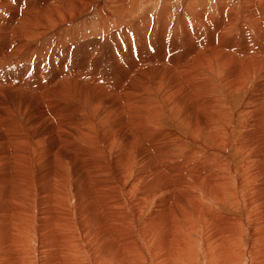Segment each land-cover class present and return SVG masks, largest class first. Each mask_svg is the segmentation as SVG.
I'll use <instances>...</instances> for the list:
<instances>
[{
  "label": "rangeland",
  "instance_id": "374dc122",
  "mask_svg": "<svg viewBox=\"0 0 264 264\" xmlns=\"http://www.w3.org/2000/svg\"><path fill=\"white\" fill-rule=\"evenodd\" d=\"M127 1L132 6L122 11L110 3L102 13L98 3L88 10L80 7L76 18L58 26L46 21L45 30H35L41 37L29 42L24 53L4 57L1 54L11 48L0 52V78L5 77L0 79V88H5L0 92V264H264V146L263 157L256 160L254 156L255 161V127L247 126V113L242 111L250 96L256 104L264 99L262 91L255 94L263 77H258L259 72L245 80L232 77L230 64L216 61L218 54L210 47L201 55L188 51L195 40L201 43L212 34L210 26L223 15L232 20L219 42L247 45L245 36L251 39L257 31L255 17L264 19V0ZM29 2L40 6L37 0ZM44 9L36 16L47 17L50 10ZM167 23L176 38L168 33ZM139 25L146 26V32ZM187 28L194 31V40L186 37ZM8 34L0 26V42ZM156 35L167 39L166 46ZM141 43L149 55L160 52V57L178 60L185 53L187 61L196 63L202 73L194 81L206 86L201 97L185 98L190 91L174 84L179 75L160 79L157 74L164 68L147 66L152 93L136 96L141 102L161 95L166 99L161 97L163 101L152 105L159 111L156 125L147 121L144 128L147 133L152 131L149 136L154 139L156 131L163 130L160 142L171 153L150 151L146 161L171 157L167 162L179 165L162 182L151 177L147 163L135 162L125 145L126 137L116 136L112 147L106 145L114 135L118 115H106L105 108L114 101V83L134 85L127 75L132 59H139ZM95 44L102 56L110 58L108 67L94 58L100 57ZM262 58L253 57L254 68L260 62L259 70L264 69ZM116 69L119 74L112 79ZM25 79L30 80L28 84ZM61 81L60 89L47 94L52 99L46 104L55 111L61 109L64 116L46 117L39 113L48 110L44 97L34 96ZM141 112L135 113L145 118ZM91 117L97 126L93 123L88 132L85 128ZM63 120L75 126L57 132ZM105 155H110L108 162ZM97 164L108 169L97 173L100 177L90 174ZM107 174L114 178L101 188L98 178Z\"/></svg>",
  "mask_w": 264,
  "mask_h": 264
},
{
  "label": "bare ground",
  "instance_id": "6f19581e",
  "mask_svg": "<svg viewBox=\"0 0 264 264\" xmlns=\"http://www.w3.org/2000/svg\"><path fill=\"white\" fill-rule=\"evenodd\" d=\"M120 1H123L124 7L122 6V3ZM37 2H38V4L40 6L35 5V4H31L29 2V0H20V1H16V0H0V26H2V28H4V29H8L9 30V34L7 35V37L2 38V40L0 42L1 43L0 45H2V46H0L1 47V51L0 52H3L4 50L8 51L11 48L8 52H6L4 54H1V55H3V56L5 55L6 56V55H10V54H12L14 52H15V54L24 53L25 51H27L30 48L29 47V42L35 41L36 39H38L37 37H41V34H39V33L38 34H34V31L35 30H37V29L45 30V23H46V21L51 22V24L54 25V26H58L60 23H66V20L68 18H71V17H73V19L76 18L77 17L76 15H78L80 13V11H81L80 10V7H83L85 10H88V9L94 7V4H95V6H97L96 4L98 3V11H99V13H102V12L105 11V8H106L107 4H109V3L110 4H114L121 11L124 10V9L128 10L132 6V4H129L128 3L129 1H127V0H115V1L114 0H37ZM44 8H47V9L50 10L49 15L47 17H44L42 15L36 16V12L37 11L40 12V13L45 12V9ZM53 8H56V9L52 11ZM5 9H6L7 12L5 11ZM70 9L74 10V14L70 11ZM254 16H256V15L254 14ZM223 17L224 18H220V19L217 18L218 20L216 21V23L215 24H212L210 26L209 31L212 34L209 35L208 38H203L201 40V43L198 42L197 40H195L191 44V45H194V46H190L189 47V49H188L189 54H191V55H201V53L204 50L208 49L209 47L212 48L213 51H214V53L215 54H218V58L216 59V61H218L220 63H223V62L225 63L226 62L225 63L226 65H227V63H229L230 65H228V66H229L230 70H228V72L232 74V77L235 76L237 79L238 78H242V80L243 79L245 80L250 74L258 73L259 72L261 76H258V77H263V78L260 80V82H259V84H258V86H257V88L255 90V94H257L258 92L262 91V94L261 95L264 96V69L263 70H259L258 67L260 65V62H259V65H258L257 68H254L255 66H253V57H258V58H261V59H263L262 57H264V19L262 17H255L257 19H254V17H253L254 22H255V25H256V29H257L256 33L254 34L255 37L252 36L253 38L250 39V36H249V39H248L247 36H245L246 39L244 41L247 40V43H248L247 45L234 46V45L227 44L225 41H222L221 43L219 42V39H220L221 35L223 34V32L226 31L229 23H231V20H232L231 18L225 17L224 15H223ZM140 19H141V17H140ZM146 19L147 18L145 17V20ZM144 23H146V22L144 21ZM207 24H209V23H207ZM155 25H157V22L155 23ZM167 27H169L168 23L166 24V28ZM137 28H141V29H143L146 32V26H142V27L140 26V27H137ZM153 28H154V26H153ZM159 28H160V25H159ZM169 28H170V31L168 33H170V35H171L172 38H176L174 36V32L172 31V26L169 27ZM183 28L185 30V20H184V26H183ZM154 29H157V28H154ZM207 30H208V28H207ZM187 33L188 34H185V33L184 34L186 35V37L188 39H190V38L192 40L195 39L193 37L194 36V31L192 29L187 28ZM144 36H145V33H144ZM158 38H162L163 39V42L165 43V46H166L167 43L165 41H167V39H164V37H161V36H157L155 39L157 40ZM6 40H7V42H6ZM142 43H141V46H142ZM208 43L210 44L209 46L206 45ZM109 44L110 43H108V45ZM114 45H115V47L117 46L116 44H114ZM95 46H96V49L94 51H95V53L97 55L99 54L100 57H96V55H95L94 58L96 60L97 59H100L102 67H104V68L105 67H108V65H109L108 64V61L110 60L109 56H108L109 59H107L106 56H102L101 55V50H100L101 48H99L97 46V44H95ZM228 50L230 51V53H229ZM144 51H146V50H143V46H142V48H140L139 49V52H138V58L139 59H136V60L134 58L132 59L133 61L131 63L130 69H129L128 64H126V69L127 70L129 69V72H128V75L127 76H128V78H131L133 80L134 85L131 82L130 83L128 82L129 83L128 86H123L121 84L114 83V86H113V89H112V92H111V96L112 95H115V98H114V101L110 104V106L105 108V114L106 115H108V114L109 115L110 114L118 115V121H115V118L114 119L112 118L113 119V123L115 121V124H113V132H114V135L112 136V138L109 141L108 140H105V141L102 140L101 141L103 143L106 142V141H108V143L106 145L110 148L116 142L115 141V137L116 136L126 137V139L124 138L125 145H126L127 149H129L131 156L134 155L132 157H133V159H135V162L136 163H139V164L147 163L146 160H147V156L149 155V152L150 151L160 152V153H163L165 155H169L171 153L170 152V149L168 148V146H162V144L160 142V136L163 135V133H164L163 130L156 131V133H155V139H154L153 137L149 136L150 134H152L151 133L152 131H150L149 133H147L148 132V129L146 128L147 129V131H146V129L144 128V126H146L145 125V122H147V121L152 122L154 125H156L159 111L157 110L158 108L152 109V107H154L156 104L159 103L160 100H162L161 97H164L166 99V97L164 95H161L160 96V99H154L152 97H148V98H146V100L144 102H141L140 101L141 97L138 98L136 96V95H140L141 92L152 93V92H150V89H152L150 87V75H148L149 72H147L146 70H148L149 67H154V66H158V67L164 68V70H162L161 73L157 74V77L160 78V79H171V78H174V76L176 74L179 75L180 79L178 80V82H174V84L177 85L180 89H183V90L187 89V90L190 91V94L189 95H186L185 98L190 99L191 96H193V95H200V97H201V95H203V93L206 90V86L204 87V85L201 82L194 81L195 79L199 78L202 75V73L196 69V66H197L196 63H189L190 61H187V58H185V53H183V58L179 57L178 60H173V59H170V57L169 56H166V55H165V57H160L159 56V53L160 52H158L157 54L155 53L153 55H149V54H145ZM169 51H171V49L166 47V52L167 53H170ZM141 54H142V56H140ZM127 55L131 56L130 54H127ZM156 58L157 59H160V60L156 61L155 60ZM1 59H2V57H1ZM80 59L81 58H79V62H80V64L83 65V63H82V61H80ZM209 60H210V58H209ZM75 61H77V60H75ZM261 62L264 63L263 60ZM70 63H71V65H73L72 62H70ZM90 63H91V61H90ZM254 63H256V59H255V62ZM65 65H68V64L65 63ZM148 65H149V67H147ZM27 66H28V64H27ZM30 67H32V65L31 66L29 65V68ZM35 67L38 68V65L37 66L35 65ZM21 68H23L22 65H21ZM56 68L58 69V71H61L60 68H58V67H56ZM35 69L36 68H34V70ZM98 69L101 70V68H98ZM34 70H30L29 71L30 74H31V71L34 72ZM39 70H41V69H39ZM43 70H41V71H43ZM19 71H20V69H19ZM21 72H22V70H21ZM27 72H28V70H27ZM23 73L24 72H22V74ZM80 73L82 74V72H80ZM242 73L246 75L245 78L242 77ZM13 74H15V73H13ZM16 74H19V73H16ZM40 74H41V72L38 75H40ZM116 74H119L118 69H116V71L114 72L113 75L111 74V76L113 77L112 79H114V77L116 76ZM10 75L11 74L9 73V76ZM15 75H14V77H15ZM25 75H27V74H25ZM25 75H24V77H22L23 80H24V78H26ZM76 75H79V72H76ZM0 76H2V73H1ZM6 76H8V74ZM30 76L31 75H29V77ZM4 78L5 77L0 78V79H4ZM10 78H8V79L10 80ZM17 78H19V77L17 76ZM11 79H13L12 81H14V82H15V80H17L16 78H11ZM19 79L21 80V76H20ZM19 79H18V81H19ZM35 79H36V77H35ZM36 80H38V78ZM70 80H72V79H70ZM70 80H65V81H63V83H68V82H70ZM25 81H27V83ZM25 81H23V82L21 81V83H24L25 82L26 84H28V82L30 80L25 79ZM34 81L35 80H33V78H32L31 83L32 84L35 83ZM38 81H40V79ZM61 83H62V81L59 82L58 84L54 85L53 87H51L48 84L51 87V89L49 88V91H45L44 93L38 92L36 90L37 91L36 92V96H34V97H36V98H43L44 97L43 103L48 108L47 111H46V109H45V111L41 109L39 111V113L44 112L45 115H46V117H50V118H52V117L54 118V117H57V116H59V117L64 116V113H63V111L61 109H58V110L55 111V110H53L51 104H46V100H49L50 98L52 99L51 95H47V94L48 93H51L53 91H56L58 89H60L62 87V84ZM17 84H20V83H17ZM35 85L37 86V84H35ZM42 85H44V84H42ZM1 86H3V85H1ZM232 88H233V86H232ZM1 90L2 89L0 88V92L3 91V90L2 91ZM31 95H32V93H31ZM210 101H211V99H210ZM256 103H257L256 99L254 97H251L250 96L249 98H247L246 103L244 104V107H243V110L242 111L245 112V113H247L246 114L247 117H248L247 118V122H246L247 123V126H254L255 127L254 128V133H255L256 138L258 140L256 142L254 141L255 142L254 143V147H255V149H257V151H256V154H254L252 152V157H253L254 160H255V158H256V160H259V158L263 157L262 151H261V146L262 147L264 146V137L262 138V135H261V133H264V99H261V102L260 103H258V104H256ZM75 104L78 105L76 102H75ZM152 105H154V106H152ZM203 108H205V106H203ZM184 109H185V107H184ZM106 110H107V112H106ZM137 111H142L141 112V115H144V116L147 115V116L145 118H142L140 115H138V113H135ZM39 113H35V115L38 117L39 116ZM4 114H6V113H4ZM43 117H44V114H43ZM92 118L94 120H92ZM52 121H53V119H52ZM109 122L111 123V121H109ZM55 123H57V122L55 121ZM55 123H52V124H55ZM93 123L97 126L96 118L95 117H91L90 118L88 124L86 125L85 130H87L88 132H91L92 131L91 127L93 126ZM6 124H8V122ZM8 126H9V124H8ZM74 126H75V123L74 122H72V121H64L63 120V122H59V124H57L56 128H57V132H60L61 131V133H63L64 127L67 128V127H74ZM150 126H151V124H150ZM152 127H154V126H152ZM260 127H261V129H260ZM71 130H72V128H71ZM94 132H96V130H94ZM250 132H251V129H250ZM209 133L210 134H213L212 132H209ZM61 135H59V136H61ZM254 136H253V138H254ZM67 137H68L67 135L66 136H63V138L65 140L67 139ZM61 138H62V136H61ZM259 138H262V139H259ZM251 141L253 142V140H251ZM143 145H147V146L145 147ZM249 145L251 146L253 144H249ZM105 149H106V147H105ZM163 150H165V151H163ZM247 151H250V150H247ZM109 156L110 155H105V158H104L105 162H108ZM254 156H258V158L257 157L254 158ZM249 157H251V156H249ZM170 158L171 157H167L165 159L158 158V159H155V160L151 161L150 163L145 164L147 170L152 175L151 177H153L156 180H160L162 182V178H164L165 175L170 174V173H173L174 171H177L178 168H179V165L177 163L175 164L174 161L173 162H167ZM71 159H73V158H71ZM99 159H100V157H99ZM172 159H173V157H172ZM263 159H264V157H263ZM261 160H260V162H261ZM184 164H185V162H184ZM182 167H183V165H182ZM141 168H142V166H141ZM94 169H96V170H94ZM94 169L91 170L92 173L90 172V174H93L94 177H96L98 175L97 173H100L99 175H101V174L107 172V170H108V169H106V170L103 169L101 167V164H97ZM183 173L185 174V172H183ZM112 178H114V177L113 176L110 177V175L107 174V176H105V175L102 176L101 179L98 178V181L97 182L100 184L101 188L102 187H107V184L109 183V181ZM160 184H162V183H160ZM160 184L158 182V185L159 186H160ZM161 188H163V187H161ZM164 188L166 189L165 186H164ZM97 190L100 191V192L101 191H104L103 189H97ZM163 190H162V192H163ZM97 193H96V195H98ZM106 209H107V207H106ZM109 210L111 211L110 207H109ZM99 211L100 210H98V212ZM112 218H113V216H112ZM112 220H116V217H114ZM112 231H113V229H111V233H112ZM111 233H110V235H111ZM109 236H107V237H109ZM102 237H103V234H102Z\"/></svg>",
  "mask_w": 264,
  "mask_h": 264
}]
</instances>
